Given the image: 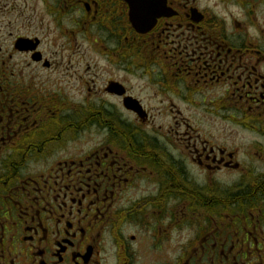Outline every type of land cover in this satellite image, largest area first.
Instances as JSON below:
<instances>
[{"label":"flooded vegetation","instance_id":"flooded-vegetation-1","mask_svg":"<svg viewBox=\"0 0 264 264\" xmlns=\"http://www.w3.org/2000/svg\"><path fill=\"white\" fill-rule=\"evenodd\" d=\"M218 1L254 23L260 39L264 0ZM129 2L48 0L47 20L32 23V0H0V264H264V171L224 185L195 178L189 165L212 173L240 164L233 149L185 121L200 103L209 107L203 117L264 137V45L242 40L244 26L232 35L224 16L196 0H158L165 15L136 35ZM91 28L95 42L114 41L96 49L108 64L142 72L157 88L158 113L172 124L154 127L141 98L112 77L102 93L122 103L107 89L122 85L143 118L99 96L70 112L49 72L68 71L63 62L80 50L77 35ZM133 36L145 47L134 48ZM19 40L27 48H17ZM136 52L160 63L136 66ZM226 215L228 223H214Z\"/></svg>","mask_w":264,"mask_h":264},{"label":"rangeland","instance_id":"rangeland-1","mask_svg":"<svg viewBox=\"0 0 264 264\" xmlns=\"http://www.w3.org/2000/svg\"><path fill=\"white\" fill-rule=\"evenodd\" d=\"M196 2V4L201 8L211 9L214 13L224 16L226 27L228 30H230L232 35L233 31L236 30V32H238L240 26L247 27L246 29L248 32V37L257 35V27L251 26L246 17L241 18L238 14L239 11L237 12V9L234 6L229 4L228 6L225 5L223 8V5L219 3L218 0H196ZM33 3L36 5L37 12L34 11L33 5L32 23H35L36 21L38 23L39 21L44 23L48 18V0H32V4ZM259 11V25L261 26L262 30L259 44L264 45V7H260ZM229 13H233V16L230 17L228 15ZM236 20H239L240 23H237ZM65 24L68 23L65 22ZM51 27V37L55 38L59 34V30L56 28L54 22H51ZM88 29L86 30L84 37L77 35L78 42L80 43V50L76 54L72 53L73 55L69 57L70 61L63 62L64 67L67 68L68 71L63 75L56 73L53 70L49 72L51 81L62 86V90L65 91L69 97V103L73 105H79V103H87L89 99H93L91 101H95L97 96H99L105 100H108L106 103H115L119 109L123 110L119 98L113 99L111 97H106L102 93V87L105 84L107 78L112 77L122 79L125 81L126 85L129 86L132 93L141 98L144 105H146V107L150 109V112L154 114V127L162 123L172 124V120L164 119V114L166 115L167 112L160 114L158 113L162 111V104L159 102L160 96L158 95L157 88L148 83L147 78L142 76V72H135L132 75H126L125 73L121 72L118 67L108 64V62H106L103 57L99 55L96 49L100 48L99 44L112 46L114 41L109 39H97V43H94L93 40L96 37L94 33H96V30L91 28V30L88 31ZM234 36L232 37L233 39H235ZM245 37H241V39L248 41V39ZM118 42L124 43V40L121 39ZM51 47L56 48L57 45H51L50 48ZM37 74L43 77H48V73L45 71L38 72ZM82 77L85 79V81H87V83H85V81H80ZM92 77H94L93 79L96 82V88L92 86L90 81V78ZM96 89L101 93L97 92L96 95L94 93ZM213 92H215V90H213ZM76 108H78V106H76ZM180 108H184L183 104L180 105ZM206 111H209V107L205 109L203 104L197 103L196 118L192 117L185 121L190 124L193 129H196L198 133H201L200 135L202 138L209 139L214 145H222L233 149L236 152V160L240 164V168L236 169L235 166L234 169H214L212 173H204L199 167L189 165L191 174L195 178L200 179V181L208 178L211 181H218L221 185L233 183L238 179L240 174L244 173L245 171L248 172L249 170H253L254 173H251L252 175H262L261 173L264 171V137L242 131L240 129L241 126L234 125L231 122L225 121L223 118H219L214 115L209 117V114H207L206 117H203V113ZM210 111H212V109ZM189 112L190 111L184 110L183 113L181 112V115L184 114L183 116L186 118L187 116L190 117L191 114H189ZM168 115L171 114L168 113ZM125 116H123V118L130 117L133 121H135L131 115L127 114ZM176 121H178V119ZM181 121L183 120H180V122ZM180 144L181 145L179 148H181V150L179 151V154L181 157H185L187 159L188 153L183 145L185 144V141L180 139ZM228 222V215H226L223 220H218L214 223L220 225L221 223Z\"/></svg>","mask_w":264,"mask_h":264},{"label":"water","instance_id":"water-1","mask_svg":"<svg viewBox=\"0 0 264 264\" xmlns=\"http://www.w3.org/2000/svg\"><path fill=\"white\" fill-rule=\"evenodd\" d=\"M146 5L149 8H151L149 11L147 10V13H149V14H146V15H147L148 19H153L155 15L157 16V13H154V11H152V8L154 6H156V4L153 7L151 6L152 4H150V3H147ZM146 5L143 6V9H145V10L147 8ZM155 9L161 10V7L160 6H157ZM130 19L132 21V24H133L134 28L137 31H142L143 32L144 30H146V28H147V22H146V19L145 18H143V17H137V16H132ZM150 26H151V24H150ZM110 90L116 92L117 94H122L123 93V90L119 88L118 84H114V83L111 84ZM124 103H125V106L127 108H132L134 110H137L136 103L134 102L133 99H131L129 97H125Z\"/></svg>","mask_w":264,"mask_h":264},{"label":"trees","instance_id":"trees-1","mask_svg":"<svg viewBox=\"0 0 264 264\" xmlns=\"http://www.w3.org/2000/svg\"><path fill=\"white\" fill-rule=\"evenodd\" d=\"M171 173V172H170ZM172 175H173V173H171ZM212 191H213V193L214 194H216L217 192H218V190H217V188L216 187H214L213 189H212ZM232 194V193H231Z\"/></svg>","mask_w":264,"mask_h":264}]
</instances>
